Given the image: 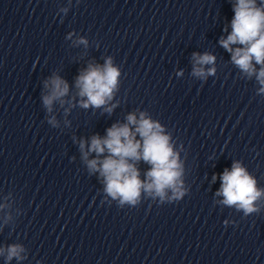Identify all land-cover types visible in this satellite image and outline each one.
I'll list each match as a JSON object with an SVG mask.
<instances>
[{
    "label": "clouds",
    "instance_id": "clouds-1",
    "mask_svg": "<svg viewBox=\"0 0 264 264\" xmlns=\"http://www.w3.org/2000/svg\"><path fill=\"white\" fill-rule=\"evenodd\" d=\"M234 18L231 21L232 32L227 39H221L223 48L232 53V61L245 73L252 75L255 72L252 61L264 65V10L256 6L255 0H238L234 7ZM85 42V41H81ZM86 43V42H85ZM245 45L243 48L233 50V44ZM199 64H213L215 57L210 54L197 56ZM196 75L203 76L204 70L197 68ZM215 69H209L208 74H214ZM119 70L112 66L111 60H107L103 69L89 66V69L77 79V86L80 88V96H86L87 101L82 106L89 105L100 107L111 98L116 88ZM259 83L264 86V68L257 74ZM51 95L44 97V104L50 106L53 100L63 97L68 92V85L59 77L52 81ZM264 92V87L260 89ZM128 123L137 125L135 132L139 133L141 141L135 140V134L130 130L128 124L113 125L107 129V136L101 139L98 135L91 138L88 151L85 152L84 141L80 143V149L87 160L89 152H95L99 156L107 149L109 155L102 161L98 159L87 160L90 171H99L106 181L108 195L113 199L120 198V204L130 203L135 205L140 196L141 189L151 192L152 190L161 197L165 189L174 190L179 198L183 192L177 187L180 170L176 154L169 144V137L162 134L163 129L157 122L145 118L141 113L137 121L135 115L128 116ZM144 161L152 165L147 173L148 182H142L139 172L129 160ZM99 164V167H98ZM215 179V177H214ZM221 192L225 197L227 205H237L244 212L256 211L254 201L261 195L256 188V181L236 162L232 170L227 169L222 174ZM23 251L19 246H11L8 249V259L19 258Z\"/></svg>",
    "mask_w": 264,
    "mask_h": 264
}]
</instances>
